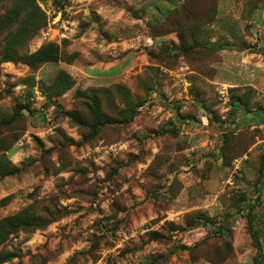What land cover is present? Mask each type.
I'll list each match as a JSON object with an SVG mask.
<instances>
[{
  "label": "rangeland",
  "instance_id": "1",
  "mask_svg": "<svg viewBox=\"0 0 264 264\" xmlns=\"http://www.w3.org/2000/svg\"><path fill=\"white\" fill-rule=\"evenodd\" d=\"M89 1L84 12L85 0H38L53 34L64 30L50 40L60 44V60L37 69L21 58L0 62V145L16 138L7 154L20 168L0 178V217L30 204L33 223L44 225L11 233L0 258L15 256L0 264H253L248 217L264 249V0H193L201 23L194 52L167 64L153 55L149 70L108 84L83 85L68 72L73 86L58 93L67 63H90L80 62L83 45L72 38L90 27L104 34L92 23L96 4L124 10L123 38L169 30V23L151 29L145 19L172 10L185 39L192 33L188 0ZM12 4L0 0V26ZM69 4L82 9L71 12ZM40 29L21 52L45 43ZM178 42L166 33L135 50L173 53ZM115 83L128 86L137 113L82 142L81 128L64 113L75 110L74 91ZM77 113L90 118L84 108Z\"/></svg>",
  "mask_w": 264,
  "mask_h": 264
},
{
  "label": "trees",
  "instance_id": "2",
  "mask_svg": "<svg viewBox=\"0 0 264 264\" xmlns=\"http://www.w3.org/2000/svg\"><path fill=\"white\" fill-rule=\"evenodd\" d=\"M193 3V0H188V7H190L188 16L189 20H191L189 21V23H191L190 31H192V33L189 35V38L191 37L189 41V38L185 39L184 33L178 30V28L183 26V19H179L175 16L177 13L176 10H172L173 12L170 14L166 13L164 17L159 20H154L153 22L148 23L152 26L151 29L154 30L159 28L163 29L164 24L169 23V30H163V32L160 30L161 32L156 34L163 37L166 33L170 34L174 32L176 33L179 41V47L173 53L166 49L160 50V54L157 55L149 52L148 54L150 59H152V56L154 55V57L161 60L158 61L159 63L167 64V61H169L167 58L169 57L174 58L179 55L186 56L196 50L199 41V38L196 34L201 31V23L199 22V18L193 14V12L196 10V8L193 7ZM209 6L210 4H207L202 12H206L205 14H207L209 10H212L211 6ZM184 12L186 11L184 10ZM45 17L46 14L39 5L38 0H13L12 6L2 15L0 32L2 33L4 30H6V33L3 37L4 43L1 45L2 47L0 52H2V58L0 59V62L3 60H15L21 58L23 62L29 65L30 68L37 69L43 63L57 62L60 60V44L54 41H45V43L41 44L39 48L33 52L23 53L20 51L25 44L24 41L32 36L38 29H40V27L42 28L46 25L47 19ZM152 34L155 33L152 32ZM150 68L151 67L149 66L148 70ZM147 74L150 76L152 75L150 73ZM58 79L60 80V88L58 93H63L73 86V77L65 70H61ZM109 87L110 88L89 87L86 90L76 89L74 91L75 98L77 99L75 110H66L64 113L70 116L69 118L72 119L75 125L81 128V136L83 139L82 142L85 141L84 139L89 141L92 137L96 136L100 129L107 124H128L132 121L134 115L137 113L136 107L140 103L139 101L132 100L133 98L130 96V91H128L129 88H127L128 86L123 83H115ZM148 91L149 89L147 88V92ZM239 102L241 101L239 100ZM25 106L28 107L27 104ZM79 108H84L87 110L90 118L81 117L77 113ZM18 113L21 114L20 112H16V114ZM16 117L17 116L14 115L7 120L12 121L16 119ZM1 124H3V122H0V126ZM83 127L88 128L89 131H84L82 129ZM15 139L16 138L14 137L13 140H11L6 145H3V143L0 145V178L20 172L19 166L15 165L7 154L8 149L11 148ZM263 175L264 160L259 169V181ZM3 200H5V198H3L2 201ZM29 205L23 206L12 214L0 217V244L3 243L11 233H15L21 229L30 227L35 228L44 226L43 224L36 222L33 223L36 217L33 215L32 210H30L32 207ZM53 219L54 217H51L49 220H47L45 227L50 221H53ZM189 220L188 222H191ZM248 227L252 243L255 248L253 264H264V249L261 239L256 229L253 227L252 219L249 217ZM14 256L15 254L13 252L6 253V255L0 258V262L10 259Z\"/></svg>",
  "mask_w": 264,
  "mask_h": 264
},
{
  "label": "crops",
  "instance_id": "3",
  "mask_svg": "<svg viewBox=\"0 0 264 264\" xmlns=\"http://www.w3.org/2000/svg\"><path fill=\"white\" fill-rule=\"evenodd\" d=\"M85 1L86 2L80 5L84 6V12L87 11L89 5L91 6L93 4L92 2L90 3L89 0ZM147 2L148 1L146 0L143 3L147 5ZM261 5L264 7V3H261ZM81 9V7L76 5H68V10L71 12ZM94 9L96 13H99L100 15L94 19V22L92 23L95 26L100 25L104 34H99L97 30L99 27H90L88 30L80 33L79 38H72L73 40L78 41L77 43L83 45L82 57H84V59H82L80 62L87 63V61H90V63L83 65H73L67 63V65L64 66L67 72L75 77H78L79 79L85 80L86 82H84L83 85L86 83L101 85L120 80L125 81L128 77L132 76L134 73H136V71L140 70L144 66L149 68L152 63L150 62L146 52L142 51L144 49H135L143 47L152 48L155 43H158L159 37L162 36L157 34L143 35L142 33H135L133 36L130 35V37L127 36L128 38H123L118 33L123 31V29H120V27L124 26L121 22L124 10H119L116 6L110 4L107 6V4H104L103 2L102 4H96ZM168 10L169 9H166V11ZM163 14L165 15L166 12H163ZM161 18H163V16L150 19L152 20L151 22H153L154 20H159ZM145 20L146 24L150 22L149 19ZM61 21H64L63 23L65 25L66 23H71L70 19H62ZM92 28L93 30H90ZM117 39L121 40L116 41ZM91 48H93L94 52L90 51ZM122 49L125 53L121 55ZM18 153L19 152H17V154ZM15 154L16 151L11 153V158L15 156ZM3 191L4 189L2 188V192Z\"/></svg>",
  "mask_w": 264,
  "mask_h": 264
},
{
  "label": "built area",
  "instance_id": "4",
  "mask_svg": "<svg viewBox=\"0 0 264 264\" xmlns=\"http://www.w3.org/2000/svg\"><path fill=\"white\" fill-rule=\"evenodd\" d=\"M53 23H54L53 21L52 22L47 21L46 25L40 29V40L41 41L53 40L54 38L53 36H55V34L63 35V30H59L55 34H53V31H54V27L52 26Z\"/></svg>",
  "mask_w": 264,
  "mask_h": 264
}]
</instances>
